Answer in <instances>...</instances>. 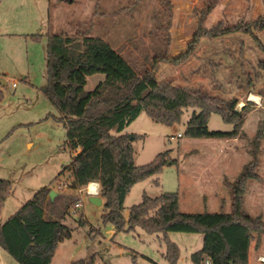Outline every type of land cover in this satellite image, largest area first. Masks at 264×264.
Segmentation results:
<instances>
[{"label":"rangeland","instance_id":"obj_1","mask_svg":"<svg viewBox=\"0 0 264 264\" xmlns=\"http://www.w3.org/2000/svg\"><path fill=\"white\" fill-rule=\"evenodd\" d=\"M211 1L215 6L204 21L206 28L218 24L233 27L264 17V0H170L172 16L167 29L163 0H0V179L13 184V194L0 214V224L46 186L78 198L80 206L73 203L62 220L72 230V237L59 244L51 264H73L92 256L96 257L95 264L169 262L164 257L166 243L158 234H149L139 227L117 231L111 222L104 221L105 207L91 202L86 191L72 189L68 171L61 174L71 164L75 152L68 145L67 127L57 120L60 112L46 93L47 35L88 34L104 38L143 72L152 68L151 62L156 52L165 48L167 38L170 57L189 50L200 26V11ZM262 61L264 29L251 33L238 30L201 37L192 53L180 63L158 61L155 75L159 81L178 86L204 87L226 100L237 98L238 110L246 104L248 110H255L251 117L254 120L264 113V101L260 106L249 99L251 93H264ZM104 78L102 73L89 76L86 89H94ZM3 80L6 85L2 84ZM14 82L17 87H13ZM195 110L199 111L195 107L186 108L182 122L173 126L156 122L143 112L126 129L131 135L142 136L133 141L135 165L148 164L166 150H171L169 158L175 162H169L161 173L131 188L124 203L126 218L131 207L143 201L144 194L158 197L163 193H178L182 212H216L221 208L231 211L229 188H217L210 181L212 189L205 191L200 188L201 177L207 169L212 178H218L225 170L235 180L238 168L250 161L252 155L240 148L229 152L231 156L221 165L204 159L220 154L221 141L216 137L186 134L187 122ZM252 120L246 123V135L252 133ZM208 128L227 132L233 130V124L213 114ZM258 132H253V137L250 135L246 141L251 144ZM179 133L183 136L179 137ZM263 142L264 139L259 147L257 169L260 178L247 183L243 212L264 220ZM59 183L62 189L58 188ZM46 216L59 217L50 208ZM81 217L84 225L79 223ZM169 236L180 247L178 264H195L192 254L203 249L204 234L172 230ZM262 244L264 237L252 238L251 264L262 263L258 260L264 254V249H260ZM0 264L20 263L0 245Z\"/></svg>","mask_w":264,"mask_h":264},{"label":"trees","instance_id":"obj_2","mask_svg":"<svg viewBox=\"0 0 264 264\" xmlns=\"http://www.w3.org/2000/svg\"><path fill=\"white\" fill-rule=\"evenodd\" d=\"M166 6L168 26L172 10L170 0ZM215 2H209L200 11V26L190 42L189 50L177 57L168 54L169 38L151 62L152 68L143 72L136 69L117 49L101 37L69 34L47 35V96L60 112L57 120L68 132V145L75 152L73 160L61 174L69 172L70 187L80 190L91 182L101 186L100 196L105 199L104 221L111 222L117 231L142 228L149 234H158L166 243L165 259L178 264L179 245L169 233L194 231L204 234V247L192 254L195 264L209 260L212 264H249L252 238L264 237V220L243 212L244 194L250 180L259 179V147L263 138L261 129L252 140V159L242 168L238 177L224 180L231 192V211L224 208L210 212H182L178 193H163L158 197L144 194L143 201L124 215V203L131 188L162 172L169 162L171 150L157 155L150 163H134L133 141L139 134L126 132L130 124L143 112L154 121L173 126L180 124L186 108L195 107L187 122L186 134L191 137L234 138L240 132L248 104L237 109V98L223 99L204 87L178 86L159 81L155 75L158 61L180 63L188 57L201 37H216L232 31L253 32L264 29V17L255 21L226 27L223 24L203 26ZM264 69V61L261 62ZM102 73L105 78L94 89L87 90L88 77ZM1 101V96H0ZM213 114L234 125L232 131L210 130L208 123ZM158 182V181H157ZM59 185H62L59 183ZM46 186L33 199L24 204L7 221L0 224V245L20 264H51L61 242L72 237V230L62 220L78 198L57 192ZM13 194V184L0 179V214ZM58 213V218L46 216L47 209ZM84 225V218L79 220ZM128 226V228H126ZM259 242V241H258ZM96 257L80 259L73 264H95ZM158 264V263H153Z\"/></svg>","mask_w":264,"mask_h":264},{"label":"crops","instance_id":"obj_3","mask_svg":"<svg viewBox=\"0 0 264 264\" xmlns=\"http://www.w3.org/2000/svg\"><path fill=\"white\" fill-rule=\"evenodd\" d=\"M3 82H5V81L3 80L2 81V84H3ZM3 85H6V82ZM251 96L254 99L258 100V101H259V99H261L260 100L261 101V105L260 106H263L262 101H264V93H259V94H253V93H251ZM260 106H258V107H260ZM240 107L243 108V106H240ZM263 107H260V108H263ZM254 111L255 110H252V109H250V110L247 111L246 116H245L244 124H243L240 132L238 133V135L236 137H234V138H228V137L219 138V141H221L220 144H219V147L221 148L219 155H217L214 158H212L211 156L205 157L204 159L209 160L208 162H210V160H211V163L213 162V160H215L216 163L218 162V165L219 164L221 165V164L224 163V161L227 159V157L231 156L229 154V152H233L234 150L235 151L236 150L238 151V149H240V148L243 150V152H245V151L250 152L251 144L248 143V141H246V140L248 139V137L250 135H251L250 137H253L252 136V133L255 132V131H258L260 129H261V131L263 133V138H262V141H263V139H264V113L261 114V115H257L255 117V119L253 118L254 120H252L251 117L254 115ZM250 120H252L250 122L251 123V130H252L251 132L252 133H250L249 135H246L244 129H245L246 123H249ZM233 129H234V125H233ZM263 146H264V142H263ZM249 155H251V153H249ZM247 162L248 161H246V163ZM246 163H244L240 168H238V170L236 171L237 175H236V177H234L235 179L238 177L239 173L241 172L243 166ZM202 169H204V168H202ZM204 174H206L207 176L205 175V176H202L203 178L201 177L202 182L200 183V188L203 189V190H205V191H209V189H212L211 188V185H210V181H212L217 188L218 187L221 188V187H227V185L225 184V181H224L226 178L229 181H233L234 180V179H232L230 177L229 173L226 172L225 170H223V171H221L219 173L218 178H212V177H210V172H209L208 169L206 171H204ZM201 175H203V174H201ZM210 192H212V190H210ZM214 192L217 193L218 191L216 190ZM103 202H104V198H103ZM260 249H264V244L261 245ZM250 252H251V248H250ZM263 258H264V254L260 255V258H258V260L260 259L259 261L262 262L261 264H264V261L262 260ZM251 263L252 262L249 259V264H251Z\"/></svg>","mask_w":264,"mask_h":264},{"label":"built area","instance_id":"obj_4","mask_svg":"<svg viewBox=\"0 0 264 264\" xmlns=\"http://www.w3.org/2000/svg\"><path fill=\"white\" fill-rule=\"evenodd\" d=\"M13 86L16 87L17 86V82H14L13 83ZM249 99H251L252 101H255L257 104H261L260 101L258 100H255L253 98H251V96H249ZM179 137H182L183 134L182 133H179L178 134ZM173 138V137H172ZM91 184H93V182L89 183L86 187L80 189V191H86V193L88 195H91V196H97V195H100V190H101V187L100 189H96V192H98V194H95L94 193V190H91ZM99 184V183H98ZM100 185V184H99ZM59 189H62L63 188V185H59L58 187ZM80 206V202H77L76 203V207ZM264 261V258L262 259ZM204 264H212L209 260H207Z\"/></svg>","mask_w":264,"mask_h":264},{"label":"water","instance_id":"obj_5","mask_svg":"<svg viewBox=\"0 0 264 264\" xmlns=\"http://www.w3.org/2000/svg\"><path fill=\"white\" fill-rule=\"evenodd\" d=\"M3 84H5V82H3ZM131 138H133V135H131ZM57 192L55 190L51 191V197L54 198L56 196ZM90 201L93 202L96 205L102 206L104 204L103 202V198L99 195L97 196H91L90 197ZM231 264H234L233 262H231Z\"/></svg>","mask_w":264,"mask_h":264},{"label":"clouds","instance_id":"obj_6","mask_svg":"<svg viewBox=\"0 0 264 264\" xmlns=\"http://www.w3.org/2000/svg\"><path fill=\"white\" fill-rule=\"evenodd\" d=\"M93 184H95L94 193L98 194V192H96V189H100L101 186L98 184V182H93Z\"/></svg>","mask_w":264,"mask_h":264},{"label":"bare ground","instance_id":"obj_7","mask_svg":"<svg viewBox=\"0 0 264 264\" xmlns=\"http://www.w3.org/2000/svg\"><path fill=\"white\" fill-rule=\"evenodd\" d=\"M254 99V98H253ZM256 100V99H255ZM95 189V184H91V190Z\"/></svg>","mask_w":264,"mask_h":264}]
</instances>
